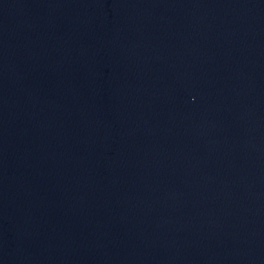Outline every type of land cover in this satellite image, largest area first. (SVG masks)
<instances>
[{"label":"water","instance_id":"95a60500","mask_svg":"<svg viewBox=\"0 0 264 264\" xmlns=\"http://www.w3.org/2000/svg\"><path fill=\"white\" fill-rule=\"evenodd\" d=\"M0 264H264V0H0Z\"/></svg>","mask_w":264,"mask_h":264}]
</instances>
